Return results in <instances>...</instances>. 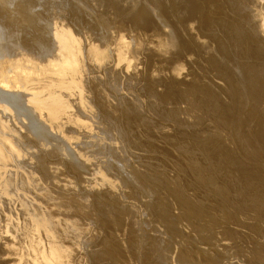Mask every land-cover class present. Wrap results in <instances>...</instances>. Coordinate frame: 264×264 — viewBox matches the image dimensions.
<instances>
[{"label": "rangeland", "instance_id": "obj_1", "mask_svg": "<svg viewBox=\"0 0 264 264\" xmlns=\"http://www.w3.org/2000/svg\"><path fill=\"white\" fill-rule=\"evenodd\" d=\"M263 259L264 0H0V264Z\"/></svg>", "mask_w": 264, "mask_h": 264}, {"label": "bare ground", "instance_id": "obj_2", "mask_svg": "<svg viewBox=\"0 0 264 264\" xmlns=\"http://www.w3.org/2000/svg\"><path fill=\"white\" fill-rule=\"evenodd\" d=\"M119 58V57H118ZM118 60V59H117ZM54 67V66H53ZM57 67V66H56ZM50 71V70H49ZM237 75V74H236ZM24 76V75H23ZM254 124V123H253ZM83 157V156H82ZM102 163V162H101ZM98 165V164H97ZM120 166V165H119ZM127 175V174H126ZM116 187V186H115ZM123 193V192H122ZM149 194V193H148ZM108 208V207H107ZM126 213V212H125ZM129 216V215H128ZM163 217V216H162ZM106 218H107V216H106ZM115 220V219H114ZM164 220V219H163ZM178 220V219H177ZM127 221V220H126ZM173 224V223H172ZM171 225V224H170ZM133 227V226H132ZM132 231V230H131ZM128 232V231H127ZM135 232V231H134ZM120 234V233H119ZM160 243V242H159ZM261 243V242H260ZM111 245V244H110ZM118 245V244H117ZM112 249V248H111ZM107 250V249H106ZM121 250V249H120ZM113 251H115V250H113ZM109 252V251H108ZM106 253V252H105ZM123 253V252H122ZM108 254V253H107ZM110 254V253H109ZM142 254V253H141ZM126 255V254H125ZM113 256V255H112ZM123 256V255H122ZM121 256V257H122ZM139 256V255H138ZM102 259V258H101ZM141 259V258H140ZM108 260V259H107ZM156 260V259H155ZM225 260V259H224ZM244 260V259H243ZM261 260V259H260ZM264 260V259H263ZM158 261H160L159 259H158ZM242 261V260H241ZM257 261H259V260H257ZM107 262V261H106ZM131 262V261H130ZM138 262V261H137ZM155 262V261H154ZM122 263H123V261H122ZM141 263V262H140ZM157 263V262H156ZM240 263V262H239ZM247 263V262H246ZM245 263V264H246ZM257 264V262H255L254 261V264ZM259 263V262H258ZM261 263V262H260ZM259 263V264H260ZM98 264V263H97ZM100 264V263H99ZM124 264H125V262H124ZM131 264V263H130ZM249 264V263H248ZM251 264V263H250ZM253 264V263H252ZM262 264H264V262L262 261Z\"/></svg>", "mask_w": 264, "mask_h": 264}]
</instances>
